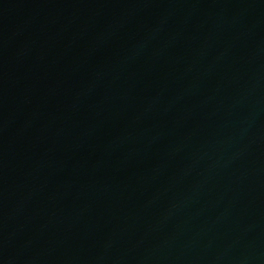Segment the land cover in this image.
I'll list each match as a JSON object with an SVG mask.
<instances>
[{
	"label": "water",
	"instance_id": "95a60500",
	"mask_svg": "<svg viewBox=\"0 0 264 264\" xmlns=\"http://www.w3.org/2000/svg\"><path fill=\"white\" fill-rule=\"evenodd\" d=\"M0 264H264V0H0Z\"/></svg>",
	"mask_w": 264,
	"mask_h": 264
}]
</instances>
